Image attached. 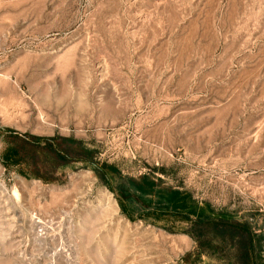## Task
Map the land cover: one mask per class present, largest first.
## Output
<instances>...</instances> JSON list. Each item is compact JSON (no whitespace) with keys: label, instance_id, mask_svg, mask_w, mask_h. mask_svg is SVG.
I'll return each instance as SVG.
<instances>
[{"label":"rangeland","instance_id":"obj_1","mask_svg":"<svg viewBox=\"0 0 264 264\" xmlns=\"http://www.w3.org/2000/svg\"><path fill=\"white\" fill-rule=\"evenodd\" d=\"M6 130L72 139L87 162L15 163ZM120 176L173 192L169 214L127 216ZM247 249L264 264V0H0V264Z\"/></svg>","mask_w":264,"mask_h":264},{"label":"trees","instance_id":"obj_2","mask_svg":"<svg viewBox=\"0 0 264 264\" xmlns=\"http://www.w3.org/2000/svg\"><path fill=\"white\" fill-rule=\"evenodd\" d=\"M5 132L9 133L11 135L12 139V146L10 150L7 152V158L10 160H15V163H27V161L30 159L29 155L33 154V156H36V164L38 165V168H41V165H50L54 164V162L62 161L61 164L59 163V166H66L67 164H70L72 162H87L85 159V153L82 148L73 146L76 142H74L72 139H61V138H39V137H32L25 134H19L12 130H6ZM33 174V172H32ZM36 177H41L39 173H34ZM123 177H119L117 181V186L113 188L112 190L116 193V195L120 198V203L122 205L123 211L127 213V216L132 218L130 214H128L127 204L136 203V205H142L146 204L147 206L152 207L153 213L151 215H147V217L153 216L154 218L158 219V213L162 211H168L167 208L169 205H172L175 201L176 195L173 192H166V193H160V191L152 188L155 184L151 181H145V179H142L140 183L134 182L131 184H124ZM129 186L134 190L135 196L130 197L129 196ZM169 214V211L166 212ZM171 214V213H170ZM207 218L200 217L198 222L203 223L204 221H207ZM196 221V223H198ZM217 223V222H216ZM220 226H228L226 224H220L217 223ZM216 224V225H217ZM229 227L236 228V230H241L244 238H250V234L244 227H241V225H233L236 223H229ZM217 231V230H215ZM215 235V234H214ZM230 231V236H231ZM203 236V235H201ZM216 236V235H215ZM250 245V244H249ZM248 247V246H247ZM249 251V249H247ZM242 262L245 264H255V259L252 257V255L247 251H245L244 256L242 257Z\"/></svg>","mask_w":264,"mask_h":264}]
</instances>
